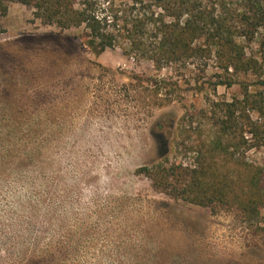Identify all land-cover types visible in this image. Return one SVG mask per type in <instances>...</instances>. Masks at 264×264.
I'll return each instance as SVG.
<instances>
[{
  "label": "rangeland",
  "instance_id": "374dc122",
  "mask_svg": "<svg viewBox=\"0 0 264 264\" xmlns=\"http://www.w3.org/2000/svg\"><path fill=\"white\" fill-rule=\"evenodd\" d=\"M134 73L155 71L120 48L97 56L75 30L9 3L0 16V264H264L263 222L156 190L139 171L166 151L190 161L182 122L207 133L205 110L239 94L236 77L213 88L203 74L205 87L163 91L172 101L158 106L132 88ZM245 153L264 163V149Z\"/></svg>",
  "mask_w": 264,
  "mask_h": 264
},
{
  "label": "trees",
  "instance_id": "16d2710c",
  "mask_svg": "<svg viewBox=\"0 0 264 264\" xmlns=\"http://www.w3.org/2000/svg\"><path fill=\"white\" fill-rule=\"evenodd\" d=\"M12 1L0 0V16ZM17 1L41 23L75 30L77 42L97 56L120 48L139 63L151 62L155 73H134L130 82L136 91H151L158 106L172 101L163 91L205 87L206 75L213 88L231 86L236 77L239 94L205 110L207 133L193 119L182 122L190 161H170L166 151V159L139 171L156 190L264 223V163L245 153L264 149V0Z\"/></svg>",
  "mask_w": 264,
  "mask_h": 264
}]
</instances>
